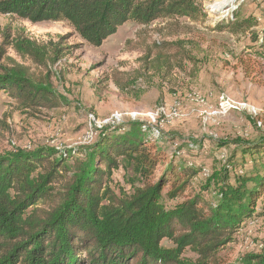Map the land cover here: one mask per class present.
<instances>
[{
    "label": "trees",
    "instance_id": "16d2710c",
    "mask_svg": "<svg viewBox=\"0 0 264 264\" xmlns=\"http://www.w3.org/2000/svg\"><path fill=\"white\" fill-rule=\"evenodd\" d=\"M202 1L0 0V14L66 22L84 42L100 47L129 23L148 28L160 20L203 21ZM235 18L216 29L245 34L257 24L253 17ZM151 39L140 32L132 47L141 56L139 67L108 75L135 100L151 88H139L140 82L149 79L151 86L154 76L166 81L188 64L194 69L203 53L195 40ZM65 40L40 43L0 29V92L16 110L69 106L51 80L52 68L71 54ZM152 130L139 122L110 125L79 149L0 155V264H264V244L239 263L220 257L245 225L264 216V135L220 141L222 167L197 186L204 169L185 165L182 147L167 160ZM121 169L133 173L132 191L113 190V175Z\"/></svg>",
    "mask_w": 264,
    "mask_h": 264
},
{
    "label": "rangeland",
    "instance_id": "374dc122",
    "mask_svg": "<svg viewBox=\"0 0 264 264\" xmlns=\"http://www.w3.org/2000/svg\"><path fill=\"white\" fill-rule=\"evenodd\" d=\"M200 5L206 14L203 21L160 20L148 28L129 23L100 47L84 42L66 22L33 23L0 14V29L23 32L40 43L64 37L71 53L52 68L51 78L69 106L18 111L9 95L0 92V155L41 147L79 149L94 143L105 126L139 122L153 129L150 135L156 137L152 141H158L167 160L182 147L181 160L204 169L195 182L205 185L208 175L222 167L220 153L224 151H216L220 141L254 140L264 135V0H203ZM237 14L244 19L253 17L256 26L245 34L216 29L236 20ZM140 32L154 40H195L203 53L194 69L188 64L186 71L176 70L166 81L154 76L151 86L149 79L140 82L139 88H151L135 100L121 94L108 75L116 69L139 67L141 56L132 47ZM11 55L15 57L13 52ZM133 179L130 171H116L112 188L117 193L132 191ZM165 203L174 205L166 199ZM163 244L171 246L167 241ZM263 244L261 216L245 225L220 257L226 263H239L246 255L258 253ZM186 256L195 258L191 252Z\"/></svg>",
    "mask_w": 264,
    "mask_h": 264
},
{
    "label": "built area",
    "instance_id": "2783aa9c",
    "mask_svg": "<svg viewBox=\"0 0 264 264\" xmlns=\"http://www.w3.org/2000/svg\"><path fill=\"white\" fill-rule=\"evenodd\" d=\"M201 100H203V98H201ZM180 114H184V111H182Z\"/></svg>",
    "mask_w": 264,
    "mask_h": 264
},
{
    "label": "bare ground",
    "instance_id": "6f19581e",
    "mask_svg": "<svg viewBox=\"0 0 264 264\" xmlns=\"http://www.w3.org/2000/svg\"><path fill=\"white\" fill-rule=\"evenodd\" d=\"M180 114V113H179ZM175 116L177 117L176 113H175ZM171 119V118H170ZM173 121V120H172Z\"/></svg>",
    "mask_w": 264,
    "mask_h": 264
}]
</instances>
